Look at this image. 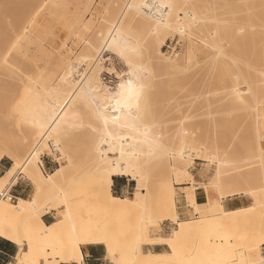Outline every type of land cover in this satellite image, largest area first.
Listing matches in <instances>:
<instances>
[{
    "label": "bare ground",
    "instance_id": "6f19581e",
    "mask_svg": "<svg viewBox=\"0 0 264 264\" xmlns=\"http://www.w3.org/2000/svg\"><path fill=\"white\" fill-rule=\"evenodd\" d=\"M200 1L160 0V5L166 8V15L159 19L147 12L150 0L126 1L122 17L112 21L102 38L93 40L85 51L87 54L73 65L62 54V57L52 56L40 43L42 8L38 0H0V160L8 158L14 163L1 178L0 188L10 180L13 186L18 181L17 175L24 174L36 190V198L32 200L20 199L12 204L0 199V237L20 246L27 245V250H23L17 258L18 264H41V261L44 264H81L82 245L105 243L109 248L113 242V235L108 229L92 224L82 226L75 221V208L70 200L74 184L68 186L66 183L76 178L66 181V177L72 175L67 165L60 164L56 171L48 175L43 172L42 155L48 140L59 148L70 165L76 160L87 164L95 176L96 198L102 205L101 209L111 213H128L144 208L148 193L143 184L146 179L142 173L143 163L155 160L162 150L160 142L164 141L169 147L174 145L165 133L148 124L149 120L159 115L160 92L157 88L164 83V78L161 80V75L155 72L154 68L162 66L156 60L160 56L165 59V67L161 69L167 72L168 80L164 81L168 83H175L177 76L187 72L183 63L166 57L160 46L153 52V46L186 32L185 28L189 30L192 28L189 26L194 27L193 24H198L195 26L197 30L200 28L199 33L200 30L209 31L205 29H211V26L215 29L212 14L202 17L205 11L198 10L196 5ZM215 2V5L220 3L223 7L219 0ZM14 4L18 7L15 13L19 10L15 19L7 14ZM192 6L197 8V12L183 13L185 18L190 17L189 25L188 19L184 20L185 23L183 18H178V12H183L185 7L183 10L188 12L187 8ZM205 10L207 13L209 9ZM218 12L215 15L223 13ZM220 16L221 20L217 16V21L221 23L223 14ZM231 16L227 15V21ZM206 20L208 23L205 24L210 25L211 21V26H205L203 22ZM215 31L221 37L225 34L217 28ZM140 35L145 37L144 40H140ZM106 53L111 57H106ZM112 57L121 62L125 70L116 71L112 63L105 65ZM82 68L87 69L88 74L85 75L87 70L82 74ZM85 120L90 122L86 121L90 125L89 135L84 133L82 136L86 135L85 139L82 141L79 138L82 144L78 142L80 145H77L76 131ZM261 136L259 147L264 159V116ZM183 144L185 146L177 154L175 164L167 167L169 173L160 174L161 194L165 199L161 207L171 214L163 221L171 220L177 225V229L165 240L172 254L145 256L140 247L139 257L144 264H181L179 262L184 258L181 247L202 229L197 220H178L177 185H189L185 189L187 202L197 206L203 217L206 216L204 206L197 204L194 193L197 189L209 190L208 185L196 181L189 170L196 160L205 159L200 154H191V149H202V146L193 141ZM212 165L218 167L213 182L226 188L224 197L251 194L250 190H243L238 185L248 181L249 172H232L228 170L227 162L220 158L213 160ZM114 176L129 177L138 182L134 199L112 195ZM63 182L67 187H63ZM215 209L223 225H234L252 217L258 226L255 231L258 240L254 245L234 244L231 240H218L216 237L208 240L217 254L216 264H264L260 253L264 245V195L261 201L256 200L248 209L227 212L220 201ZM51 211H57L63 219L55 225L46 226L42 217ZM155 225L159 227L160 224L155 222ZM233 248L236 250L232 251ZM109 256L114 264H127L129 261L128 252L122 248H109Z\"/></svg>",
    "mask_w": 264,
    "mask_h": 264
},
{
    "label": "rangeland",
    "instance_id": "374dc122",
    "mask_svg": "<svg viewBox=\"0 0 264 264\" xmlns=\"http://www.w3.org/2000/svg\"><path fill=\"white\" fill-rule=\"evenodd\" d=\"M38 1L42 8L40 12L42 21L39 32L40 43L49 50L52 56H63L68 59L67 61L70 60V63L76 65L80 58L87 54L86 49L90 46L89 44L95 39L100 40L112 21L122 17L126 9V1L129 0ZM215 1L201 0L196 6H199V11H205L202 17L210 16L209 13L212 14L215 29L217 28V31L222 34L221 31L225 32V34H221L222 37L218 32L216 33L214 27L212 28L211 21L210 25L205 24V22L208 23L206 20L203 23L206 27L211 26V29L206 28L205 31L212 30V33L201 32V30L199 33L200 28L196 29L198 24H193L194 27L189 26L192 27L191 29L185 28L186 32L170 37L163 43L160 41L161 44L158 42L153 46V52H156V48L160 46L166 57L177 59L178 62L180 61L179 63H183L187 72L185 75L177 76L175 83H168L164 81L168 80V74L161 69L165 67V59L160 56L156 60L157 64L162 66L154 68L158 71L155 72L159 73L158 76L161 75V80L164 78V83L157 88L160 92L158 97L160 98L158 99L159 115L149 120L148 124L165 133L168 139L174 142V145L169 147L164 141L160 142L162 150L155 160H146L143 163L142 173L146 178L143 184L148 193L144 208L128 213H111L101 209L102 205L96 198L95 176L87 164L76 160L75 164L70 165L59 148H57L56 162L53 163L52 159L47 158V155L50 154L48 144H53V142L46 141L47 145L42 155V157L44 156L42 158L43 172L46 175L51 174L62 164L63 166L67 165L66 168L70 172L68 173L72 174L68 177L67 173L66 181L68 178H76L73 181L69 179L72 182L64 181L68 186L71 183L74 184L70 200L75 208V221L77 220L78 224L82 226L92 224L108 229L113 235V242L109 248L125 249L129 255V264H144L143 259L139 257V248L142 244L150 242L151 234L160 230V225L156 227L155 222L161 224L165 217L168 218L171 215L161 207L165 199L161 194L162 177L160 174H167L169 169L167 167L171 164L173 166V163L176 162L177 154L185 146L183 142L191 143L193 141L202 146V149L196 147L191 149V154H200L205 158L204 162H197L194 168H189V170L194 177L199 176L204 183L208 184L207 192L211 193L213 197L203 204L205 217L201 215L197 206L188 202L195 214L190 220H197L202 229L200 233L192 235L184 242L181 247L184 258L179 263L216 264L217 254L211 243H208V240L211 241L214 237L218 240H231L234 244L243 242L254 245L258 240L255 236L258 226L252 217L234 225H223L217 218L215 207L220 201L219 199L224 197L226 188L214 184V174L218 167L213 166L212 161L220 158L227 162L228 170L232 172H249L248 181L238 184L241 188L244 187L251 191L246 205L250 206L253 202L255 204L256 200L261 201L264 195V159H262V150L259 147V142L262 139L261 121L264 116V0H219L223 5L222 8L220 3L215 5ZM214 5L215 8H211ZM15 6L17 7L14 4L13 7L15 8ZM13 7L7 14L15 19L19 10L15 13L18 7L15 9ZM186 7L182 8L183 12L181 10L178 12V18L180 16L179 19L183 18V21L188 19L190 25V17L185 18L184 14L193 13L194 10L197 12V8L188 7V12H185L183 9ZM206 8L209 9L207 10L208 15ZM216 9L223 13L215 15L218 12L215 11ZM222 14L223 22L220 23L217 19L219 17L221 20L222 16L220 15ZM227 15L234 16L228 17L227 21ZM215 16L218 17L215 18ZM224 20L226 21L224 22ZM144 38L143 35H140V40H144ZM97 40L96 42H98ZM174 46L176 49L172 50ZM106 54H104L106 57L110 55ZM76 58L78 61L75 60ZM114 58L112 57L111 61L104 64L108 66L112 63L115 65L116 71L125 70L124 65ZM54 60L57 62V58ZM86 70L82 68L80 71L84 74ZM88 72L87 70L85 75ZM86 121L76 131L77 138L82 141L87 133L89 135L90 125L88 123L90 122ZM84 133L86 135L82 136ZM78 139L77 143L81 142L82 144V141ZM79 143L77 145H80ZM12 164L14 165L13 162ZM19 177L29 182L34 189L32 183L24 178V174H18L17 178ZM11 181L0 188V193L8 191ZM134 182L136 185L138 184V182ZM65 183L62 184L63 187H67ZM177 188L179 186H176ZM34 194L31 200L36 198L35 189ZM128 198H135V196L132 194ZM3 201L16 204V201L8 199ZM60 217L63 219L60 214L57 219L59 220ZM175 229H177L176 225L169 236ZM233 250L236 249L233 248ZM168 252H170L169 249Z\"/></svg>",
    "mask_w": 264,
    "mask_h": 264
},
{
    "label": "crops",
    "instance_id": "0c3cea01",
    "mask_svg": "<svg viewBox=\"0 0 264 264\" xmlns=\"http://www.w3.org/2000/svg\"><path fill=\"white\" fill-rule=\"evenodd\" d=\"M204 162L203 160H196L195 164L191 167L194 168L197 162ZM12 162L8 158L0 160V180L6 175V173L12 168ZM192 174V173H191ZM193 175V174H192ZM194 177V175H193ZM198 182L204 183L203 179L199 176L194 177ZM206 184V183H204ZM208 185V184H206ZM177 188V214L179 221L190 220L194 214V209L189 206L187 199L185 197V189L189 187L187 183H182ZM187 186V187H186ZM35 189V188H34ZM34 189L29 182L24 180L22 177L18 178V181L13 186L9 187L8 192L13 197V202L22 200H31L34 194ZM243 190H248L242 188ZM138 191L137 185L134 180L125 176H114L112 180L111 192L116 198H128L132 194L135 196V192ZM36 192V190H35ZM35 195V194H34ZM247 195V196H246ZM249 194L240 193L231 196L220 198V202L227 212H236L244 209L250 208L252 205L247 206L246 202L249 200ZM213 197L211 193L207 192L205 189H197L194 193V198L197 204L202 205L209 201ZM134 199V198H129ZM59 214L57 211H51L43 215L42 221L46 226L55 225L62 218L57 219ZM197 216V215H196ZM175 223L171 220H165L160 224V230L156 233L150 235L151 242L142 244L141 251L142 254L147 255H170L172 250L170 246L165 242L170 236L169 234L175 228ZM177 226V225H176ZM169 236V237H168ZM168 249L170 252H168ZM27 250V245L24 244L20 246L15 244L5 238L0 237V264H18L17 258L23 252ZM81 252L83 255V261L81 264H113L109 256V248L105 243L98 244H87L81 246ZM260 253L264 257V245L260 248ZM142 259V258H141ZM144 262V260H143ZM41 264L44 262L41 261ZM66 264V263H60ZM79 264V263H72Z\"/></svg>",
    "mask_w": 264,
    "mask_h": 264
},
{
    "label": "built area",
    "instance_id": "2783aa9c",
    "mask_svg": "<svg viewBox=\"0 0 264 264\" xmlns=\"http://www.w3.org/2000/svg\"><path fill=\"white\" fill-rule=\"evenodd\" d=\"M147 12L153 18H156V19L164 18L166 15V8L160 5V0H150ZM170 46H168V48H171ZM175 49H176V46H174L172 50H175ZM48 146L50 148V154L47 155V158L52 159V162L55 163L56 156L58 155L57 147L52 143H49ZM0 199H9V201H13V197L10 196L8 191L4 192L3 194H0Z\"/></svg>",
    "mask_w": 264,
    "mask_h": 264
}]
</instances>
